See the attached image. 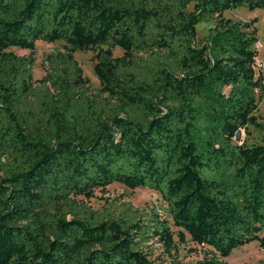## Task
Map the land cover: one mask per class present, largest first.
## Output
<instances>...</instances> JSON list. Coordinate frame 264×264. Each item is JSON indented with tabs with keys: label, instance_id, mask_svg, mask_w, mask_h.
<instances>
[{
	"label": "trees",
	"instance_id": "1",
	"mask_svg": "<svg viewBox=\"0 0 264 264\" xmlns=\"http://www.w3.org/2000/svg\"><path fill=\"white\" fill-rule=\"evenodd\" d=\"M240 7L264 0H0V264H227L264 249V69L255 21L224 17ZM39 41L64 47L34 81ZM77 51H97L99 89ZM250 128L260 144L235 140ZM114 184L160 202L93 208Z\"/></svg>",
	"mask_w": 264,
	"mask_h": 264
},
{
	"label": "rangeland",
	"instance_id": "2",
	"mask_svg": "<svg viewBox=\"0 0 264 264\" xmlns=\"http://www.w3.org/2000/svg\"><path fill=\"white\" fill-rule=\"evenodd\" d=\"M224 17L242 23L252 20L255 21L254 26L257 29L258 37V43L256 45V49L258 51V60L264 62V10L249 11L246 8L240 7L225 13ZM207 28V25H199L197 27V36L202 37L205 35ZM63 47L64 44L61 42L47 44L39 41L35 43V65L33 68L34 81L41 79L45 75V67L42 65L43 57L46 54H49L56 49H62ZM9 51L18 56L27 55L29 53V51L16 48H11ZM97 51H77L74 53V58L80 65L84 77L88 79L90 88L92 90L99 89V81L97 80L93 70L94 57L96 56ZM121 55L122 51L120 49L114 50V57H120ZM256 116L259 118V121L264 124V101L258 106ZM248 131V133H245L243 130L241 131V142L245 141L248 145L260 144L262 142L263 135L261 133L251 128ZM118 195H124L125 200L131 202L135 207H141L146 204L160 202L159 196L150 190L136 189L131 191L120 185L114 184L109 186L105 193L96 191L95 198L90 201V205L93 208L98 209L103 204V197H113ZM194 258L195 257L192 256L190 259ZM262 260H264V249H260L257 242H252L236 250H233L229 257L225 259L227 264H259V262Z\"/></svg>",
	"mask_w": 264,
	"mask_h": 264
},
{
	"label": "water",
	"instance_id": "3",
	"mask_svg": "<svg viewBox=\"0 0 264 264\" xmlns=\"http://www.w3.org/2000/svg\"><path fill=\"white\" fill-rule=\"evenodd\" d=\"M241 139V130L237 131L235 135V140L239 141Z\"/></svg>",
	"mask_w": 264,
	"mask_h": 264
},
{
	"label": "built area",
	"instance_id": "4",
	"mask_svg": "<svg viewBox=\"0 0 264 264\" xmlns=\"http://www.w3.org/2000/svg\"><path fill=\"white\" fill-rule=\"evenodd\" d=\"M261 67H262V69H264V62H261Z\"/></svg>",
	"mask_w": 264,
	"mask_h": 264
}]
</instances>
